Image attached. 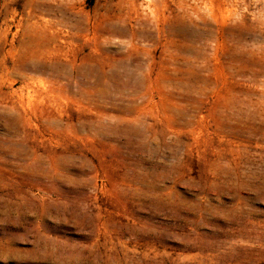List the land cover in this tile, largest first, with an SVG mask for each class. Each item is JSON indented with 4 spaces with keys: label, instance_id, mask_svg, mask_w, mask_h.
Instances as JSON below:
<instances>
[{
    "label": "rangeland",
    "instance_id": "374dc122",
    "mask_svg": "<svg viewBox=\"0 0 264 264\" xmlns=\"http://www.w3.org/2000/svg\"><path fill=\"white\" fill-rule=\"evenodd\" d=\"M0 264H264V0H0Z\"/></svg>",
    "mask_w": 264,
    "mask_h": 264
}]
</instances>
